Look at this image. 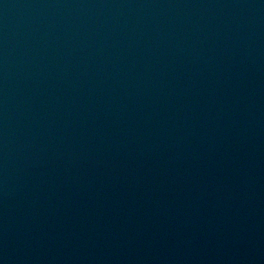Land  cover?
Returning <instances> with one entry per match:
<instances>
[{
	"label": "water",
	"instance_id": "water-1",
	"mask_svg": "<svg viewBox=\"0 0 264 264\" xmlns=\"http://www.w3.org/2000/svg\"><path fill=\"white\" fill-rule=\"evenodd\" d=\"M0 264H264V0H0Z\"/></svg>",
	"mask_w": 264,
	"mask_h": 264
}]
</instances>
